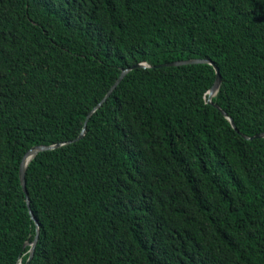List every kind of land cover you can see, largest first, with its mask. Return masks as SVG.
Here are the masks:
<instances>
[{"label": "trees", "instance_id": "obj_1", "mask_svg": "<svg viewBox=\"0 0 264 264\" xmlns=\"http://www.w3.org/2000/svg\"><path fill=\"white\" fill-rule=\"evenodd\" d=\"M261 133L264 0H0V264H264Z\"/></svg>", "mask_w": 264, "mask_h": 264}, {"label": "water", "instance_id": "obj_2", "mask_svg": "<svg viewBox=\"0 0 264 264\" xmlns=\"http://www.w3.org/2000/svg\"><path fill=\"white\" fill-rule=\"evenodd\" d=\"M195 64H209V65H212L214 67V69H215V73H216L215 82H214L212 88L207 93V102L209 104H213L212 99H213L214 96H216V94L218 93V91H219V89L221 87V84H222V77H221V74H220V69H219L218 66L215 65L214 62L209 61V60L193 59V60H186V61L171 62V64H166V65H163V66H159L158 68H171V67H175V66L195 65ZM146 68L147 67L145 65H137V66H134L131 69H128V70L124 71L122 73L119 81L112 88V90L110 91V93L106 97V99L112 94V92L116 89V87L121 83V81L130 72H132L134 70L146 69ZM106 99H104V101L99 106H97V108L93 111V113L95 111H97L104 104V102L106 101ZM214 106L231 122L232 126L235 129H237L236 126H235V124H234L233 119L231 117H229L224 110H222L221 108H219V106H217V105H214ZM93 113L90 114V116L88 117V119L93 115ZM84 136H85V134H84V131H83V133L81 134V136L75 142H78V141L82 140L84 138ZM244 137L246 139H249V140H252V139H261V138H264V133L255 135L253 137H247V136L244 135ZM72 143H74V142H71V143L70 142H67V143L58 144V145H54V146H50V147H47V146H39V147L33 148L29 152H27V154L23 158V162H22V165H21L20 179H21V184H22L23 190L25 192V195L27 196L28 205H30V204H29V199H28V190H27V187H26L25 177H26V169H27V166H28L29 162L33 158H35L40 152H44V151H47V150H54V149L59 148V147L65 145V144H72ZM29 209H30V206H29ZM30 213L32 215V218L35 220L37 234H36L35 240L33 242H31V243L30 242H27L25 244V245L31 244V249H30V252L31 253H30V256H29L28 261H30L33 258V256H34L36 244H37V241H38V238H39V233H40L39 222L34 217L31 209H30Z\"/></svg>", "mask_w": 264, "mask_h": 264}]
</instances>
